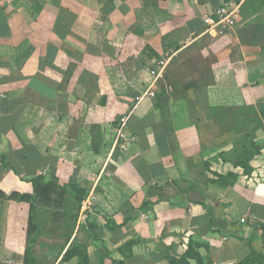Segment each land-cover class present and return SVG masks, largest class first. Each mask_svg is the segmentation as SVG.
<instances>
[{"label":"crops","instance_id":"0c3cea01","mask_svg":"<svg viewBox=\"0 0 264 264\" xmlns=\"http://www.w3.org/2000/svg\"><path fill=\"white\" fill-rule=\"evenodd\" d=\"M226 37L242 81L195 128L164 73ZM263 105L264 0H0V193L86 192L0 199V264H264Z\"/></svg>","mask_w":264,"mask_h":264},{"label":"rangeland","instance_id":"374dc122","mask_svg":"<svg viewBox=\"0 0 264 264\" xmlns=\"http://www.w3.org/2000/svg\"><path fill=\"white\" fill-rule=\"evenodd\" d=\"M241 70L239 50L231 39L226 37L199 56L183 62H176L164 73L161 90H167L166 93L171 97L172 104L176 105V109H180L185 116L190 111L191 115L194 116L193 125L196 128V126L201 124L203 117H206V112L209 109L208 103H203L201 99L213 90L217 92L219 88H216L215 85H218L219 82H224L230 73L242 81ZM223 88L221 94L225 98L229 97L231 99L232 97L233 100L234 91L229 88L226 90V87ZM235 90L239 91L237 96L239 98L245 94L243 88ZM243 104L240 110L242 112L248 110L249 112L250 109L245 103ZM261 110L264 112V105ZM256 121L253 120L254 125L258 126L261 124ZM262 128L264 127L260 125V129Z\"/></svg>","mask_w":264,"mask_h":264},{"label":"trees","instance_id":"16d2710c","mask_svg":"<svg viewBox=\"0 0 264 264\" xmlns=\"http://www.w3.org/2000/svg\"><path fill=\"white\" fill-rule=\"evenodd\" d=\"M249 156L247 154L244 155L243 158L239 159L236 162L237 167L242 168L244 175H250L252 170L248 164ZM231 176V174H229ZM228 175V176H229ZM32 186V193L30 194H20L17 192L10 193L9 195H5L0 193V199L10 200V201H21V202H32L34 198L36 199V205L39 207L49 208V209H62L64 207L66 198L69 195H73L77 204L81 203V201L85 197V190H82L78 187L72 186H57L54 183L45 181L43 176H39L33 179L30 182ZM28 236L32 235L35 232V227L32 225L31 219L29 221L28 226ZM78 256L80 259L79 264L87 263V252L85 247L80 246L76 243H73L70 247V250L66 254Z\"/></svg>","mask_w":264,"mask_h":264}]
</instances>
